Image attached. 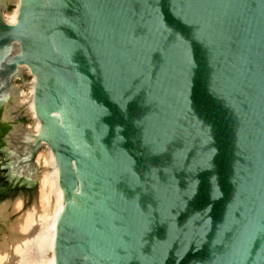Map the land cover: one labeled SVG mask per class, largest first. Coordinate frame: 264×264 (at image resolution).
<instances>
[{
  "label": "water",
  "instance_id": "1",
  "mask_svg": "<svg viewBox=\"0 0 264 264\" xmlns=\"http://www.w3.org/2000/svg\"><path fill=\"white\" fill-rule=\"evenodd\" d=\"M29 68L56 264H264V0H0L9 129Z\"/></svg>",
  "mask_w": 264,
  "mask_h": 264
},
{
  "label": "bare ground",
  "instance_id": "2",
  "mask_svg": "<svg viewBox=\"0 0 264 264\" xmlns=\"http://www.w3.org/2000/svg\"><path fill=\"white\" fill-rule=\"evenodd\" d=\"M24 72L31 77L26 85L29 95L26 97L11 85L3 120L14 126L20 119L30 118V124L16 132L14 150L20 157L21 169L32 174L37 186L31 194L17 192L1 202L0 264H56L57 223L63 206L59 170L51 147L41 139L43 129L34 102L36 74L31 68Z\"/></svg>",
  "mask_w": 264,
  "mask_h": 264
},
{
  "label": "rangeland",
  "instance_id": "3",
  "mask_svg": "<svg viewBox=\"0 0 264 264\" xmlns=\"http://www.w3.org/2000/svg\"><path fill=\"white\" fill-rule=\"evenodd\" d=\"M31 80V77L28 76L25 72H22L18 75V77L13 82L12 86L18 87L24 95L27 97L29 95V91L27 89V82ZM2 113V118H3ZM4 119V118H3ZM1 120V119H0ZM30 118H22L18 121L17 124L14 126L11 125V129L8 128V124H3L0 122V159L3 160L0 162V205L12 195L17 192H24V193H33L36 189L37 183L36 180L33 178L31 173L23 172L21 169V160L18 156V153L14 150L15 139L14 136L16 132H18L19 128H25L30 124ZM10 134L8 137V148L10 153H6L5 143L3 139L6 137L7 134ZM12 141V143L10 142ZM11 143V144H10ZM17 153V154H16ZM9 156H11V164L14 165L15 170L11 167L9 163ZM17 173L18 175L25 176L23 177L24 180H19L12 175V172ZM21 176V177H22ZM35 181V182H34ZM23 189V190H22ZM2 202V203H1ZM54 198H51V205L53 206ZM50 260V257H48Z\"/></svg>",
  "mask_w": 264,
  "mask_h": 264
}]
</instances>
